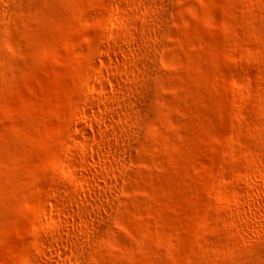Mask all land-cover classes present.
<instances>
[{
  "label": "rangeland",
  "instance_id": "374dc122",
  "mask_svg": "<svg viewBox=\"0 0 264 264\" xmlns=\"http://www.w3.org/2000/svg\"><path fill=\"white\" fill-rule=\"evenodd\" d=\"M0 264H264V0H0Z\"/></svg>",
  "mask_w": 264,
  "mask_h": 264
},
{
  "label": "bare ground",
  "instance_id": "6f19581e",
  "mask_svg": "<svg viewBox=\"0 0 264 264\" xmlns=\"http://www.w3.org/2000/svg\"><path fill=\"white\" fill-rule=\"evenodd\" d=\"M69 180L74 183V181L71 178Z\"/></svg>",
  "mask_w": 264,
  "mask_h": 264
}]
</instances>
